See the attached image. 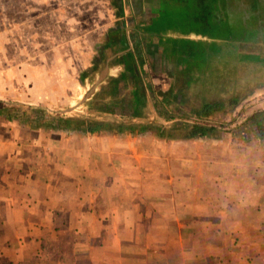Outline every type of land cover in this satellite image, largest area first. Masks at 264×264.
Returning a JSON list of instances; mask_svg holds the SVG:
<instances>
[{
	"label": "crops",
	"instance_id": "obj_1",
	"mask_svg": "<svg viewBox=\"0 0 264 264\" xmlns=\"http://www.w3.org/2000/svg\"><path fill=\"white\" fill-rule=\"evenodd\" d=\"M53 1H64L65 10L22 14L31 15L33 25L47 19L54 34L65 17V46L78 47L77 59H50L71 67L64 79L45 65L12 61L3 68L5 47L19 38L17 31L1 30L0 103L37 107L53 103L51 94H86L85 119L182 129L202 121L229 131L239 120L234 115L254 103L264 113V0H80V8L66 0L34 3L45 8ZM202 1L212 17L235 21L245 36L260 31V49L186 50L193 38L177 32L194 28L189 23L200 19ZM85 15L93 17L91 24L84 18L74 23L72 17ZM57 37L45 38L55 46ZM238 55L256 60L237 61ZM201 56L206 63L217 56L229 61L209 80ZM75 63L83 68L80 77ZM56 78L65 86L58 88ZM235 83L246 89L238 102L225 89ZM220 101L221 112L204 121L197 116L205 104ZM260 121L264 132V115ZM263 132L259 165L235 151L233 132L190 139L178 133L167 140L152 132H57L0 119V264H264Z\"/></svg>",
	"mask_w": 264,
	"mask_h": 264
},
{
	"label": "rangeland",
	"instance_id": "obj_2",
	"mask_svg": "<svg viewBox=\"0 0 264 264\" xmlns=\"http://www.w3.org/2000/svg\"><path fill=\"white\" fill-rule=\"evenodd\" d=\"M92 0H89V2H91ZM62 4L60 2H51L48 3L45 8H41L40 6H38L36 3H34V0H4L2 3L0 2V31L1 30H11L10 33L15 31V35H16V31L18 33V38H14L12 39V41H10L9 45H7L4 49L5 51V55L8 57V61L4 62L3 68H6L9 64H11V62L13 61L14 65L17 64V62H19V65L28 62L31 65L34 66H47L48 68H50L53 72H54V76L59 77H63L60 79H64L68 76V69H70L71 67L66 69V65L63 63H50V59L51 58H55L54 54H58L61 57L66 56H73L74 59H77L76 52H78V47L77 48H69L68 46H65L66 42H65V38L68 36L66 34V22H65V17L60 16L58 23L61 24L60 26L57 27L56 29V34H54L52 31L50 32V30L54 29L52 28V26L48 25L49 21L46 20H40V22H37L35 25H33L32 20H31V15L26 17L22 14L31 10L34 8V11H44V10H50V8H54L55 6H61V8L63 10H65V3L64 1H61ZM66 5L69 6V8H71V6H73L74 8V2L78 4V8H80L79 6H81L82 1L80 0H66ZM92 3H96V0L92 1ZM97 4V3H96ZM8 5V6H7ZM28 13H30L28 11ZM196 14H198V17H200V19L196 20V22L194 23H189V24H193L194 28H185L183 31H178L177 34L178 35H191L190 38L191 39L186 46V50H195L198 48H201V50H204V45H207L209 49H211V47H215L216 49H223L224 46H228L230 44H232L234 47L238 46L240 50H244L245 47H254L255 49H260V42H262L260 40V31H257L254 35L250 36L251 34H249V36H245L242 32H239L237 30L236 27H238V24H236L235 21H232L231 23L233 24H229V21L227 19L229 18H225V17H221L220 15L217 17H212L209 14V10L208 8L204 7V1L201 2V10L200 9H196ZM73 21L75 24H77L78 22V26H80L81 21H84V19H88L89 23L91 24L93 21V17L91 15H85V16H74L72 17ZM84 18V19H82ZM80 19V21L78 20ZM2 20H5V22H3ZM25 20V22H28V24H25L24 26L22 25L23 21ZM230 20V19H229ZM188 20H185L183 22H185V24H187ZM74 24V25H75ZM19 25L22 26V30L20 29ZM15 26V27H14ZM34 26L36 28H34ZM60 36V41L56 42V45H52L55 42L52 41H48L45 37L51 38L56 40L58 37ZM79 33L75 34V37H78ZM58 40V39H57ZM52 43V44H50ZM186 44V43H185ZM184 44V45H185ZM73 53V54H72ZM214 57L212 59L211 62L206 63V59L204 56H201L200 58V63H206L203 64V67L205 69L208 70V72H210L208 74L209 76V80H211L212 78V72H217L219 75H222L224 69L226 68V64H223L224 61H229L228 57H224L225 59L222 58H218ZM195 62V66L199 65L198 59H194ZM241 60V61H246V62H253L255 61V57L254 56H246V55H238L237 56V61ZM32 62V63H30ZM255 64L250 63L249 64V69H254ZM15 67V66H14ZM200 67H202V65H200ZM74 71L76 73V75H78V77H80V74L82 73V69L81 67H77V64H74ZM79 70V73H78ZM200 70V69H199ZM234 71V73L238 72L237 67L232 69ZM27 73V72H26ZM78 73V74H77ZM84 80V79H83ZM60 81L62 80H58L56 78V80L54 81V84H57L56 86L58 88L60 87H64L65 85L62 84ZM73 81V80H71ZM21 82V79H19V84ZM81 82V81H79ZM15 85L17 84L16 82H14ZM75 82L72 84V86L70 87H74ZM78 85H80L79 83H77ZM236 86H225V89H229L227 91V97L230 99H233V101L238 102L240 99L238 97V93H244L246 92L245 87L242 89H238L237 84L235 83ZM54 86V85H53ZM1 87V85H0ZM45 90H48L49 87L47 84H45V86H43ZM23 89H25V97L28 96V86H27V82L24 84ZM19 90V88H18ZM18 90H13L15 93H17ZM84 91V89H82ZM251 90V89H250ZM40 91V90H39ZM42 91V90H41ZM78 91L77 94L80 93V89H76V90H71L70 92H74L76 93ZM14 93V94H15ZM49 93H44L43 96H48ZM197 95H199V93H197ZM14 96V95H13ZM52 96V99H51ZM18 98L22 99L24 98L23 96H21L19 94ZM50 100H53V103H48V102H44V104L42 105H38L37 107H33V106H29L32 108L31 112V118L32 120L28 122L29 125H34L37 126L40 123H38L36 120V117H40L41 120H46V119H51L52 117H60L62 115H66L69 117H82L84 116V114L86 113V104L87 102L85 101L86 99V94L83 95H55V94H51L49 96ZM19 99V100H20ZM32 99V96H31ZM39 100H43L42 98H39ZM16 102H12L13 105H17L15 104ZM42 103V102H40ZM66 103H68L67 105H65ZM255 104V105H254ZM251 106H249L248 111L244 112L242 114V116L240 115V113L235 114L234 118H238V122H236V124L232 127L233 129V133H232V138L234 139L233 142L237 143L236 145V152H240L243 154H247V161L249 162L250 160H254L257 161L260 165V133L257 131L256 127L252 126L251 122H247L245 124V121L243 119L244 116L248 115H252L255 112L260 111L259 108V104L254 103ZM40 107V108H39ZM71 107V108H70ZM246 111V110H244ZM19 113H21V111H19ZM21 117V116H20ZM3 118H6V116H3ZM25 118V117H24ZM24 121V120H23ZM221 121L224 122L223 119H221ZM241 126V127H240ZM228 131V129H227ZM242 142V143H241ZM225 146V145H223ZM229 148V145H228ZM248 165H245L244 167H247ZM252 166V165H249ZM260 169V166H259Z\"/></svg>",
	"mask_w": 264,
	"mask_h": 264
},
{
	"label": "trees",
	"instance_id": "obj_3",
	"mask_svg": "<svg viewBox=\"0 0 264 264\" xmlns=\"http://www.w3.org/2000/svg\"><path fill=\"white\" fill-rule=\"evenodd\" d=\"M224 102L216 103H207L203 106L201 113L197 116L201 120H206L210 116H213L215 113L221 112V109L224 106ZM234 106V105H233ZM32 108L27 105H13V104H2L0 103V119L8 121H18L21 124L29 125L28 122L32 120L31 111ZM21 111V113H19ZM137 113H135L136 115ZM134 115V116H135ZM263 112H255L248 118V122H251L252 126L256 127L257 131L263 132L260 118L263 117ZM6 116V118H3ZM21 116V117H20ZM25 117V118H24ZM36 120L39 125L46 129H51L52 131H76L88 134H98V133H116V134H145V133H154L159 138L162 139H175L174 136H177L179 133L183 134L184 138L190 139L199 137H213V138H222L225 133L233 132V129L227 131L224 127H218L215 125H210L205 122L196 123L193 125L186 124L183 129L176 128V126L166 128L163 125L159 124H136V123H119V122H107L101 121L99 119H85L82 117H69L62 115L58 118L52 117L51 119L41 120L40 117H36ZM24 120V121H23ZM264 135V132H263Z\"/></svg>",
	"mask_w": 264,
	"mask_h": 264
}]
</instances>
